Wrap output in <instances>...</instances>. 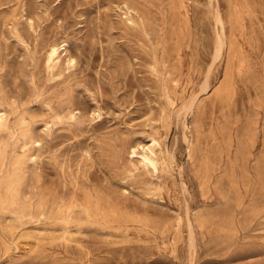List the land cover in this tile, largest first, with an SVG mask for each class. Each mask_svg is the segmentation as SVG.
<instances>
[{
	"label": "rangeland",
	"instance_id": "1",
	"mask_svg": "<svg viewBox=\"0 0 264 264\" xmlns=\"http://www.w3.org/2000/svg\"><path fill=\"white\" fill-rule=\"evenodd\" d=\"M0 264H264V0H0Z\"/></svg>",
	"mask_w": 264,
	"mask_h": 264
},
{
	"label": "bare ground",
	"instance_id": "2",
	"mask_svg": "<svg viewBox=\"0 0 264 264\" xmlns=\"http://www.w3.org/2000/svg\"><path fill=\"white\" fill-rule=\"evenodd\" d=\"M216 19L221 25V31L222 32L220 33V35H219V37L217 39L216 50H215V55H214L215 57L214 58H217V57H219L222 54L223 48H224L225 43H226V39H225V35H224V33H225V23H224V18H223L222 14L220 12L217 13ZM60 47H61V45L59 43H57V42H53L50 45V49L48 50V58H47V59H49L50 63H57L60 59H62V54H61V51H60ZM72 59L73 58L71 56L68 57L69 61H71ZM208 85H209V82H208L207 79H205V81L202 83V88L205 89V88H207ZM194 98L189 103H187L184 106H182V108L179 110V114L180 115L183 114V116H185L187 114L188 110L192 107V105L194 103ZM157 143H158V139L156 137H153V142L151 144H149L146 147L143 146L144 150H143V152H141V156H142V161L145 164L149 165L151 163L154 166L157 165L156 151L154 149V147L156 146ZM137 147H138L137 145H133L132 146V152L134 154L137 153ZM192 243H194V239L193 238H192Z\"/></svg>",
	"mask_w": 264,
	"mask_h": 264
}]
</instances>
